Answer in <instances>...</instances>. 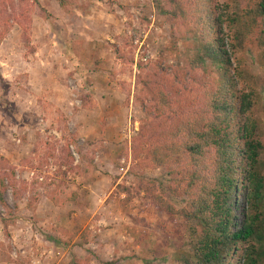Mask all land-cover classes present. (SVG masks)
Returning <instances> with one entry per match:
<instances>
[{"label":"rangeland","instance_id":"374dc122","mask_svg":"<svg viewBox=\"0 0 264 264\" xmlns=\"http://www.w3.org/2000/svg\"><path fill=\"white\" fill-rule=\"evenodd\" d=\"M36 1L28 44L17 25L0 44V158L18 193L8 187L0 206V264H180L179 253L191 254L184 222L141 195L124 204L115 194L136 181L127 142L143 119L137 66L163 57L171 73L166 47L178 30L156 0H65L63 9ZM244 66L258 79L264 131V63L248 51ZM66 144L80 171L63 179L56 159ZM144 173L166 180L161 170Z\"/></svg>","mask_w":264,"mask_h":264},{"label":"trees","instance_id":"16d2710c","mask_svg":"<svg viewBox=\"0 0 264 264\" xmlns=\"http://www.w3.org/2000/svg\"><path fill=\"white\" fill-rule=\"evenodd\" d=\"M57 1L63 9L65 0ZM37 4L0 0V44L13 25L28 44V7ZM155 6L178 30L166 47L176 65L171 73L161 69V57L137 66L143 119L127 142L136 181L116 186L115 194H125L124 204L141 195L157 213L184 222L191 254L179 253L180 264H264V131L255 117L258 79L244 66L248 51L264 63V0H156ZM60 154L63 179L80 171L71 166L68 144ZM146 170H161L165 182L145 177ZM8 187L17 198L14 168L0 158L5 209Z\"/></svg>","mask_w":264,"mask_h":264}]
</instances>
